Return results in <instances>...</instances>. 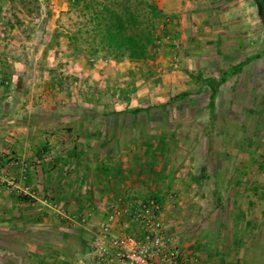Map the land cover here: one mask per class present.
Listing matches in <instances>:
<instances>
[{
	"label": "rangeland",
	"instance_id": "rangeland-1",
	"mask_svg": "<svg viewBox=\"0 0 264 264\" xmlns=\"http://www.w3.org/2000/svg\"><path fill=\"white\" fill-rule=\"evenodd\" d=\"M68 1L0 0V264H93L106 224L159 234L178 264H264L257 6L145 0L163 19L150 57L131 63L70 47L85 18ZM256 55L211 112L205 79ZM115 208L127 212L108 221Z\"/></svg>",
	"mask_w": 264,
	"mask_h": 264
},
{
	"label": "trees",
	"instance_id": "trees-1",
	"mask_svg": "<svg viewBox=\"0 0 264 264\" xmlns=\"http://www.w3.org/2000/svg\"><path fill=\"white\" fill-rule=\"evenodd\" d=\"M262 15L264 26V5L252 0ZM70 9L77 10L85 22L73 33H68L67 42L71 47L79 44L82 51L90 56L99 52L107 53L116 61L126 59L131 63L148 59L156 45V32L163 14L153 1L145 0H69ZM261 20V18H260ZM258 55L250 56L218 79L207 78L210 89L208 108L212 112L219 87L227 77L238 74L244 66Z\"/></svg>",
	"mask_w": 264,
	"mask_h": 264
},
{
	"label": "built area",
	"instance_id": "built-area-1",
	"mask_svg": "<svg viewBox=\"0 0 264 264\" xmlns=\"http://www.w3.org/2000/svg\"><path fill=\"white\" fill-rule=\"evenodd\" d=\"M126 212L115 208L108 221ZM158 226L156 223L155 228ZM92 261L93 264H178V256L176 252L167 250L157 233L145 234L141 239L114 236L106 224L96 237Z\"/></svg>",
	"mask_w": 264,
	"mask_h": 264
},
{
	"label": "crops",
	"instance_id": "crops-1",
	"mask_svg": "<svg viewBox=\"0 0 264 264\" xmlns=\"http://www.w3.org/2000/svg\"><path fill=\"white\" fill-rule=\"evenodd\" d=\"M41 148H43V146L42 145H37L36 147H35V151L36 152H38ZM65 164L66 163H64L63 165H62V167L63 168H65ZM50 165H51V167H52V169H58L59 167H58V163H50ZM32 166H34L33 168H35V167H37L36 166V164H33ZM37 183L38 182H36V185H37ZM55 185H57V184H55ZM53 192V191H52ZM26 242V241H25ZM28 244V243H27ZM27 246H29V245H27ZM26 246H22V248H25ZM86 248V247H85ZM87 249V248H86ZM19 264H79V263H76V262H74L73 263V261L72 262H69V263H66V262H64V261H52V260H48V259H45V260H43L42 262H40V261H38V260H34L32 257H20V259H19V262H18Z\"/></svg>",
	"mask_w": 264,
	"mask_h": 264
},
{
	"label": "water",
	"instance_id": "water-1",
	"mask_svg": "<svg viewBox=\"0 0 264 264\" xmlns=\"http://www.w3.org/2000/svg\"><path fill=\"white\" fill-rule=\"evenodd\" d=\"M260 2L264 5V0H260ZM258 16H259V18H261V20H262V15H261L260 12L258 13Z\"/></svg>",
	"mask_w": 264,
	"mask_h": 264
},
{
	"label": "flooded vegetation",
	"instance_id": "flooded-vegetation-1",
	"mask_svg": "<svg viewBox=\"0 0 264 264\" xmlns=\"http://www.w3.org/2000/svg\"><path fill=\"white\" fill-rule=\"evenodd\" d=\"M259 13V12H258ZM260 22H261V24L263 25V22H262V20H260ZM263 28H264V26H263Z\"/></svg>",
	"mask_w": 264,
	"mask_h": 264
}]
</instances>
